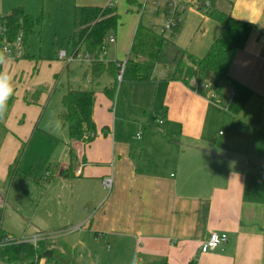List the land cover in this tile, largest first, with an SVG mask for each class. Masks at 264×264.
<instances>
[{
    "label": "crops",
    "instance_id": "0c3cea01",
    "mask_svg": "<svg viewBox=\"0 0 264 264\" xmlns=\"http://www.w3.org/2000/svg\"><path fill=\"white\" fill-rule=\"evenodd\" d=\"M65 1L72 12L65 39L74 32L78 7L105 8L114 2L117 12L142 9L140 0H124L126 6L122 0ZM221 1L224 6L216 10L254 26L229 69L233 80L252 91L238 116L225 108L232 91L220 106L179 81L163 80L162 74L155 83L131 84L123 90L131 115L117 120L109 110L113 103L105 102L103 113L94 104V139L84 137L82 143L68 138L59 171L70 180L71 199L84 216L79 228L87 231L91 244L105 246L108 260L264 264V0ZM16 7L34 18L24 0H0V16ZM203 20L213 25V32L200 53L192 54L195 57L205 54L221 31L207 16ZM122 24L120 15L118 27ZM68 46L67 57L73 55ZM128 54L116 62H125ZM119 97L120 91L117 101ZM107 177L112 179L110 192L102 186ZM82 186L88 189L81 191ZM84 194L88 200L80 204ZM212 233L226 235L227 241L202 254L200 247Z\"/></svg>",
    "mask_w": 264,
    "mask_h": 264
},
{
    "label": "rangeland",
    "instance_id": "374dc122",
    "mask_svg": "<svg viewBox=\"0 0 264 264\" xmlns=\"http://www.w3.org/2000/svg\"><path fill=\"white\" fill-rule=\"evenodd\" d=\"M24 1L34 15V18L30 17L39 25L35 26L27 41L29 57L8 60L2 65V70L13 74L15 88L13 102L0 119V227L16 239L32 237L37 231L46 230L48 237L38 249H55L57 253L50 260L42 258L40 264H124L123 260H108L105 246L100 242L91 244L87 231L81 230L84 216L78 214L71 199L70 180L59 171L67 156L68 131L59 119L67 88H93L96 110L103 113L105 102L109 101L104 90L114 80L104 73L97 83H93L87 72L91 63L84 60L87 54L83 49L78 53L81 60L75 57L67 64L57 57L61 51L71 54L68 46L71 44L65 37L70 35L71 27L67 26V21L72 22V12L65 0ZM140 1V12L118 11L123 24L116 32L107 35L106 53L99 61L105 64L123 61L140 22L155 33L162 32L163 9L172 0ZM176 1L187 3L188 0ZM203 3L208 8L201 7L199 1L186 8L175 36L169 32L164 35L190 54L200 53L203 41L213 32V25L203 20L206 11L224 6L221 0H203ZM122 5L126 6V1L122 0ZM111 6L115 7L114 2ZM210 24L216 23L211 21ZM109 37H115L116 41L109 43ZM166 53L172 60L174 50L169 49ZM199 55L203 57L205 54ZM166 73L162 70L164 76ZM129 86L131 83L116 82V96L109 110L112 116L116 114L117 120L132 114L129 97L127 104V98L122 95ZM87 189L81 187V191ZM91 192L97 193V190ZM82 199L80 204L88 200L85 194Z\"/></svg>",
    "mask_w": 264,
    "mask_h": 264
},
{
    "label": "trees",
    "instance_id": "16d2710c",
    "mask_svg": "<svg viewBox=\"0 0 264 264\" xmlns=\"http://www.w3.org/2000/svg\"><path fill=\"white\" fill-rule=\"evenodd\" d=\"M199 2L203 7L205 4L203 0H199ZM200 9L199 7L198 10ZM206 16L218 23L221 31L203 57H195L176 46L171 39L164 36L166 31H162L160 34L155 33L140 22L125 62L105 64L100 60L91 63L87 72L90 74L92 82L97 83L104 73H108L114 83L105 88L104 94L113 103L117 90L116 82H119L118 77L122 65L123 72L120 82L131 84L155 83L160 80L162 70H165L167 73L162 78L163 80L179 81L190 90L210 98L220 106H223V97L226 92L232 91V99L225 108L231 115L238 116L252 96V91L233 80L229 75V69L236 53L244 48L254 26L216 9L207 10ZM119 24L120 15L115 7L76 8L74 32L68 38L73 54L77 55L82 49L88 54L99 53L105 47L107 35L110 32H116ZM38 25L39 22L32 19L23 7H16L8 15L0 16V28H4L6 31L5 34H0V38L13 40L19 33H22L24 44L27 47L28 38L33 34L35 26ZM177 29L178 27L169 32L171 36L176 35ZM169 49L174 50L172 60L167 57L166 51ZM0 70H2V65H0ZM13 99L14 94L8 100L7 110ZM95 100L96 95L93 88L90 90L67 88L62 98L63 110L59 114V119L66 127L71 142L83 143L84 137L88 142L94 139L96 126L92 115ZM102 133H106L105 128ZM43 241L37 245L24 242L0 249V262L38 264L42 258L50 260L57 250L50 248L39 250L38 247L43 245ZM188 264L197 263L191 261Z\"/></svg>",
    "mask_w": 264,
    "mask_h": 264
},
{
    "label": "built area",
    "instance_id": "2783aa9c",
    "mask_svg": "<svg viewBox=\"0 0 264 264\" xmlns=\"http://www.w3.org/2000/svg\"><path fill=\"white\" fill-rule=\"evenodd\" d=\"M147 0L144 1L146 3ZM199 0H188L187 3L184 2H177V1H170L166 4L165 9V18L164 23L162 25V31L166 32H172L181 21L182 14L186 11V8L188 6H193L197 4ZM198 6V5H197ZM203 7H206V4H204ZM5 29L0 28V34H5ZM0 51H3L6 56H8V60H21L27 56V47L24 44L22 33H19L18 36L13 40H5L0 38ZM109 43H114V38L109 37L108 39ZM106 49L103 47L99 53H92L85 55L84 60L92 63L94 61H99L100 57L102 58L105 56ZM75 57H77L79 60H81V57L75 54L67 57L64 51L59 52L58 58L60 60L65 61L67 64L70 63ZM123 72V65L121 66L120 70V76L118 77V80L121 81V73ZM233 96V93H232ZM76 174H81V168L76 170ZM102 186L105 190L108 192L112 189V179L110 177H107L102 180ZM48 237L47 234H35L32 237L29 238H22V239H16L9 237L8 235L4 234L0 227V249L6 248L12 244H19V243H31L33 245H37L39 242L46 240ZM227 241V236L224 234H217L212 233L208 237V239L201 245L200 252L202 254H207L212 251H214L217 247L220 245L225 244Z\"/></svg>",
    "mask_w": 264,
    "mask_h": 264
},
{
    "label": "clouds",
    "instance_id": "9594fccd",
    "mask_svg": "<svg viewBox=\"0 0 264 264\" xmlns=\"http://www.w3.org/2000/svg\"><path fill=\"white\" fill-rule=\"evenodd\" d=\"M8 56L0 51V65L6 64ZM14 76L10 71L0 70V119H3L8 106V100L14 94Z\"/></svg>",
    "mask_w": 264,
    "mask_h": 264
}]
</instances>
